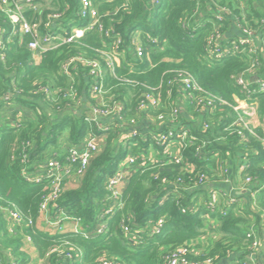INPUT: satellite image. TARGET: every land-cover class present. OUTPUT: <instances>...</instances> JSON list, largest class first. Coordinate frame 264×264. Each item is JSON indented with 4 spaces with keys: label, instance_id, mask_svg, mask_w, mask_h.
<instances>
[{
    "label": "trees",
    "instance_id": "trees-1",
    "mask_svg": "<svg viewBox=\"0 0 264 264\" xmlns=\"http://www.w3.org/2000/svg\"><path fill=\"white\" fill-rule=\"evenodd\" d=\"M92 1L98 5L100 15L107 14L104 31L113 28L125 42V49L136 31L158 40L152 45L155 51L143 61L127 54L117 68L118 79L107 72L105 83L109 94L105 100L111 105L114 102L125 105L128 118H140V99L150 89L158 88L154 95L161 97L164 102L161 111L169 118L175 99L167 96L172 70L192 74L200 87L229 104H236L235 96L242 97L238 77L253 69L256 77L246 78L255 86L256 78L264 80V0ZM22 3L34 4L24 8L25 15L30 24L39 26L42 34L53 14L61 15L58 23L69 29L88 23L78 17L81 0H22ZM13 25L8 13L0 7V38L4 43L0 54L5 55L4 59L0 57V259L32 264L23 250L24 239L29 237L46 264H94L101 257L121 264H164L170 252L208 233L210 214L217 224L219 238L205 247L198 245L202 256L192 255L190 260L206 263L212 259V264H219L236 253L242 255L239 264H250L246 259L252 248L248 234L253 227L258 231L264 228L263 130L258 128L254 134L246 131L241 137L233 126L238 115L232 107L220 106L214 112L202 113L195 103H186L185 112L178 118L190 126L197 140L177 148L178 154L194 168L178 165L171 162L175 153L164 155V149L156 151L151 135L130 138L116 123L104 129L89 121L92 107L100 105L92 96L91 78L80 64L74 79L62 72V66L72 58L99 59L98 51L107 48L110 42L98 27L76 43L47 52L36 63L28 49L32 39L26 37L22 42L14 35ZM231 27L238 29V35L222 40L221 44L231 48L240 45L243 30L249 29L257 34L255 51L250 53L247 46L242 53L243 46L240 52L221 60L209 59L208 38L217 30L225 34ZM123 79L135 83L122 82ZM42 86H49L52 95L40 92ZM72 86L76 92L73 96ZM195 95L204 96L199 91ZM6 97L12 107L7 105ZM258 101L264 121V93L258 95ZM157 113L151 112L153 118ZM89 137L100 143L84 170L80 187L66 188L48 214L52 221L63 214L78 218L81 230H51L48 226L40 229V204L50 192L51 182L44 178L41 183H34L27 178L43 175L51 159L65 161L68 150ZM129 155L138 161L130 167L122 191L123 207L103 219L108 181ZM243 163L247 167L240 174ZM225 167L230 169L236 186L248 177L253 181L245 194L235 191L236 203H228V198L221 197L219 208L224 213L220 210L211 213L207 208L210 190L228 188L223 184ZM203 174L207 181L199 187L197 183ZM184 209L188 211L184 213ZM6 210L19 212L26 221L14 234L9 232ZM161 218L165 219L162 233L147 235L144 229L148 222ZM30 220L32 226L28 225ZM123 223L130 227L131 235L124 232ZM63 226L64 223L62 229ZM136 234L142 237L138 242L133 239ZM57 247L64 254L48 256ZM77 251L82 254L78 259Z\"/></svg>",
    "mask_w": 264,
    "mask_h": 264
},
{
    "label": "built area",
    "instance_id": "built-area-1",
    "mask_svg": "<svg viewBox=\"0 0 264 264\" xmlns=\"http://www.w3.org/2000/svg\"><path fill=\"white\" fill-rule=\"evenodd\" d=\"M32 1V0H27ZM112 1V0H107ZM33 3H22V0H0V7L6 11L9 18L13 22L14 35L21 38L23 42L26 37L32 39L28 43V49L32 52L33 58L36 63H39L44 54L56 49L58 46L64 44L76 43L81 38L85 37L89 33L93 32L96 27H98L100 33L108 39L107 48L98 51L99 59L88 60L83 57L72 58L66 61L62 66V72L71 79L75 78V73L78 72L77 64H80L87 70V76L91 78V93L94 98H97L100 105L97 107H92L90 112V122L96 123L98 126H102L104 129L109 128L112 123L122 127L126 130L124 135H129L130 138L135 137H147L151 135L154 141V146L157 149H164V155L168 153H175L171 158V162H175L178 165H185L187 168H194V165L185 162V160L178 154L177 147H183L184 145L193 143L196 141V137L191 134V128L188 124H184L179 115L184 113L186 110V103H191L196 105V109L199 112H214L220 106H230L237 113L238 118L233 123L234 127H237V133L243 137L244 132L248 131L252 134L255 130L261 128L264 132V121L260 116V106L258 101V95L264 93V80L256 78V86L254 82L246 78V76L256 77L254 75V70L251 69L246 76H241L237 78V85L241 88L240 96H235L236 104H229L227 101L223 100L221 97L210 93L200 87L196 82L192 74L183 71L172 70V79L168 83L167 96L172 102V112L168 116L162 113L163 101L161 97H156L154 95L155 91L158 89H150L151 92L145 93L138 103V112L141 115L140 118H128L124 111L126 110L125 105L122 103L114 102V105L107 103L105 96L109 94V89L105 83L107 72L110 73L114 78H117V68L122 65V60L126 58L127 54L133 56L134 59L143 61L146 57H150L152 51H155L153 44L158 43V40L151 37L145 36L142 31H136L132 34L130 42L126 45L121 36L114 33L113 28L104 31L103 21L106 15H100L98 10V5L92 0H81V10L78 13V17L82 20H87L88 23L84 26H74L69 28L64 27V24L58 23L61 15L53 14L49 16V23L46 25V32L41 33L38 25H32L28 22L24 8L33 7ZM19 26L18 28L16 26ZM3 34V32H2ZM245 36V37H243ZM243 36L240 40V45L235 44L234 47H226L222 43L223 34L220 31H215L208 38V57L212 60H221L228 57L236 52L241 51V47H245L246 52L247 46L248 51L253 53L254 45L256 41L257 34L249 29L243 30ZM4 48V43L0 38V49ZM2 59L5 58L4 54H0ZM102 61H101V60ZM103 63L105 65H103ZM106 67L108 70H104ZM134 71L133 69H131ZM169 74V72H167ZM121 81V80H119ZM135 83L130 80H122V82ZM162 86V85H161ZM45 95H52V89L49 86H42L39 90ZM201 92L204 94L203 98L196 97V92ZM74 86L71 87L70 95H75ZM69 96V95H68ZM7 105L12 107V103L9 98L5 99ZM113 99L111 100V102ZM156 110L157 117L153 118L151 112ZM168 121H167V120ZM193 120V118L191 119ZM206 129L209 125L206 124ZM123 137L125 138V136ZM129 138V139H130ZM264 147V136L261 138ZM99 140L94 137H89L80 146L72 147L68 150V155L65 161L59 159H51L46 164V171L43 175L36 177H28L27 179L34 183H41L44 178L50 179V192L42 198L40 204V215L47 226L51 229H61V225L65 222L71 223L73 225L72 231L79 232L81 230V220L74 217H69L65 214L56 221H52L48 214L50 212L51 205L59 200L65 191V184L72 174L78 173L83 175L84 170L89 164V161L93 155L98 150ZM203 148L199 147V151ZM155 151V148H154ZM138 158L134 155H129L125 161L119 166L118 170L112 176L107 185V204L106 208L102 214V218H107L111 216L117 209H122L123 204L121 203L122 191L127 183L128 177L131 173L130 167L135 165ZM246 163H243L240 167V174H242L246 169ZM192 170V169H191ZM224 180L223 184L228 187L234 188L231 193L222 189L212 188L210 190V201L207 204V208L211 213H216L217 210H221L219 205L221 203V197L224 196L228 198V203H236L237 199L233 196L235 191L246 190V187L252 183L253 179L248 177L242 185L236 186L231 179V171L228 167L224 169ZM207 178L203 174L199 178L198 186L202 187L206 184ZM210 182V181H209ZM188 209H184L183 212H187ZM193 211H198V208H193ZM8 220L10 221L9 232L11 234L15 233L17 227L26 223L24 217L15 210H6ZM223 212V211H222ZM224 213V212H223ZM210 223H213L210 214L207 216ZM28 225L32 226L33 221L30 220ZM165 226V219L161 218L156 222L149 221L144 232L147 235L155 236L162 233ZM124 232L131 235V229L126 224L123 223ZM104 226L100 229V233L103 231ZM142 237L139 234L133 236L135 242H138ZM248 238L252 241V247L257 249L262 243L264 245V235L261 239H257L253 231L248 234ZM262 243H261V241ZM201 243L185 245L177 250L170 252L165 256L164 264H212L213 260L209 259L206 263H196L190 260V257H200L203 254L202 249H197L198 245ZM77 259L81 257V252L77 251ZM51 254H64V250L61 247H57L50 251ZM70 259H74L71 255H68ZM75 258V260H76ZM0 264H19L16 260L10 258L6 261L4 258L0 259ZM94 264H121L114 259H108L105 257L99 258Z\"/></svg>",
    "mask_w": 264,
    "mask_h": 264
},
{
    "label": "crops",
    "instance_id": "crops-1",
    "mask_svg": "<svg viewBox=\"0 0 264 264\" xmlns=\"http://www.w3.org/2000/svg\"><path fill=\"white\" fill-rule=\"evenodd\" d=\"M238 33H239V31L236 27H231L225 34H223V38H224V40H228V39L233 38L236 35H238ZM256 41H257V39H256ZM233 189L234 188L228 187L226 189V191H227V193H231L233 191ZM240 193L245 194L246 190H242ZM43 221L44 220L41 219L40 223L38 224V227L40 229H43L45 226V224L42 225ZM72 227H73V225L71 223H66L65 231L72 230ZM216 228H217L216 223L208 224V227H207L208 233H206L200 239L196 240L195 244L200 242L203 245V247H205L209 241L218 239L219 234L216 231L217 230ZM51 230H53V229H51ZM61 230H62V228H61ZM251 231H253L255 233L257 239H261L264 235V228L261 231H258L256 229V227H253ZM261 243H262V241H261ZM23 250L26 254L29 255V257L32 261V264H46L43 260H41L39 258L38 251L34 247V244L32 243V241L30 240L29 237H25V239H24ZM241 256H242L241 254L234 253L228 259L220 262L219 264H239V262L241 261V259H240ZM246 259L249 261L250 264H264V245H263V243L257 249H255L253 247L250 248L249 253H247V255H246Z\"/></svg>",
    "mask_w": 264,
    "mask_h": 264
},
{
    "label": "rangeland",
    "instance_id": "rangeland-1",
    "mask_svg": "<svg viewBox=\"0 0 264 264\" xmlns=\"http://www.w3.org/2000/svg\"><path fill=\"white\" fill-rule=\"evenodd\" d=\"M81 181H82V175H80L78 173H74L70 177H68L66 184H65V189L66 188L69 189V188H73V187H75V189L79 188L81 185ZM44 224H45V226H47L45 221L42 222V225H44ZM64 225L65 226L63 227L62 230L66 229V222L64 223Z\"/></svg>",
    "mask_w": 264,
    "mask_h": 264
}]
</instances>
